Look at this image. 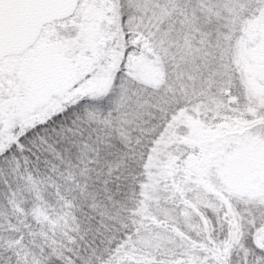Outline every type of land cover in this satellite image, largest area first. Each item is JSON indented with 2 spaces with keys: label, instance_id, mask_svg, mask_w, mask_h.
<instances>
[{
  "label": "snow or ice",
  "instance_id": "1",
  "mask_svg": "<svg viewBox=\"0 0 264 264\" xmlns=\"http://www.w3.org/2000/svg\"><path fill=\"white\" fill-rule=\"evenodd\" d=\"M0 264H264V0H0Z\"/></svg>",
  "mask_w": 264,
  "mask_h": 264
}]
</instances>
